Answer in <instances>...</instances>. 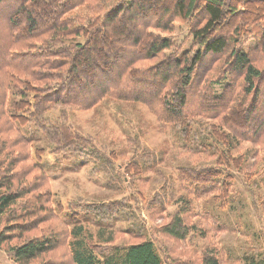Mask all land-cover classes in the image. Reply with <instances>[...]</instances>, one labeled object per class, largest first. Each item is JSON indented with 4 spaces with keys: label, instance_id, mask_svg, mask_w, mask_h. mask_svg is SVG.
<instances>
[{
    "label": "rangeland",
    "instance_id": "374dc122",
    "mask_svg": "<svg viewBox=\"0 0 264 264\" xmlns=\"http://www.w3.org/2000/svg\"><path fill=\"white\" fill-rule=\"evenodd\" d=\"M90 1L94 2L89 7L75 10L85 21H99L105 12L128 0ZM176 1L149 2L154 9L150 19L155 21L166 11L163 21L169 30L149 29L148 33L169 40L171 47L139 64L148 72L163 58L179 59L183 53L199 49L191 32L207 20L204 1L196 0L183 15L175 11ZM221 3L224 18L211 36L226 35L230 45L222 55H206L196 67L194 83L186 93L187 107L199 111L184 115L178 127L166 118H157L142 103L111 98L88 109L57 107L48 114V124L40 121L34 125L28 114L19 111L20 120L12 125L15 132L0 116V178L6 175L10 191L21 194L0 220V264H16L11 247L41 236H55L59 243L27 264H72L68 244L72 230L78 227L85 243L103 256L116 247L147 240L153 242L163 264H203L209 255L219 264H245L246 258L264 260V132L260 127L264 74L256 81L260 91L249 124L224 125L223 115L230 110L221 114L224 109L214 108L219 104L238 110L241 116L250 113L252 96L243 95L242 77L225 70L231 61L230 50L236 47L264 71V0ZM11 7L5 2L0 5V25H7L9 18L13 21L10 14L15 9ZM15 19L19 22L23 17ZM22 45L17 51L25 50ZM104 45L107 48L109 41ZM108 52L116 54L117 49ZM151 75L146 76L148 85L160 80ZM218 78L220 84L215 82ZM226 84L235 90L223 92ZM5 86L6 80L0 78V94ZM19 88L25 101L32 100L33 92L25 90L23 83ZM76 91L87 94L82 86ZM136 92L148 95L151 88H137ZM199 97L208 99L211 112L199 106ZM55 132L65 141L80 138L82 147L84 141L90 142L88 150L95 148L97 154L81 147L77 150L73 147L77 140L68 146L53 143ZM233 133L239 138L248 134L252 143ZM129 164L141 168L127 170ZM189 170L205 174L195 177ZM190 175L200 183L193 182ZM223 180L227 186L222 188ZM175 216L187 227L183 239L163 231Z\"/></svg>",
    "mask_w": 264,
    "mask_h": 264
},
{
    "label": "trees",
    "instance_id": "16d2710c",
    "mask_svg": "<svg viewBox=\"0 0 264 264\" xmlns=\"http://www.w3.org/2000/svg\"><path fill=\"white\" fill-rule=\"evenodd\" d=\"M12 1L0 0V5L5 2L15 9L10 14L11 17L14 16L13 21L9 18L7 25H0V78L6 80L5 92L0 94V116L12 132V125L20 120L16 115L19 111L28 114L29 121L34 125H38L40 121L48 124V114L57 107L69 110L88 109L99 104L104 98L142 103L157 118H166L168 123L178 127L185 118L184 115H189L190 111H193V114L199 111L187 107L189 98L186 93L187 88L194 83L196 67L201 65L203 58L208 54H224L229 44L226 35L211 36L224 18L221 0H203L207 20L191 32L192 39L199 45V49L185 52L179 59L173 56L163 58L160 64L152 66L153 69L148 72L139 64L159 57L171 47L169 40L148 33L149 29L169 30L167 23L163 21L166 11L157 20L150 19L154 10L149 5L150 0H128L118 4L105 12L99 21H85L75 12L76 9L89 7L94 2L90 0ZM195 3L196 0H177L175 11L183 15ZM250 10L254 11L253 8ZM6 15L8 17V12ZM20 15L23 20L17 22L15 18ZM160 26L166 27L161 29ZM105 41H109L107 48ZM20 44H23L24 51H17ZM113 48L117 49L116 54L108 52ZM229 58L231 61H228V69L225 72L237 73L242 77V84L245 85L242 88L243 95L252 96L253 102L247 111L253 112L254 100L258 98L260 91L256 81L263 79L264 71L250 62L248 54L241 48L232 47ZM150 73L152 75L149 77L158 79L159 76L160 80L148 85L146 76ZM175 76L181 81L177 82L176 79L173 83L171 78ZM220 80L218 78L215 82L220 84ZM22 83L25 90L33 92L32 100H24L26 97L19 88ZM30 84L32 86H29ZM168 84H171L172 88L168 89ZM81 86L86 95L76 91ZM148 86L151 88L148 95L136 92L137 88ZM224 88L222 91L226 93L235 90L231 84H226ZM214 100L217 101L216 98ZM207 101L208 99L199 97V106L206 109V113L211 112L207 108ZM230 102L235 103L234 95ZM27 107L30 109L27 110ZM214 108L224 109L221 114L227 109L230 110L229 114L223 115L224 125H232L234 122L247 125L252 121V112L242 113L241 116L236 113L238 110L225 108L224 105L216 104ZM262 121L261 133L264 132V117ZM44 129L42 126V130ZM184 130H188V125L184 126ZM53 135V143L68 146L69 142L77 140L73 146L77 150L81 147L86 153L97 154L95 148L88 150V141H84L82 147L80 138L65 141L60 133L55 132ZM238 139L246 142L251 140L248 134ZM139 168L141 167L138 164H133L132 167L129 164L126 167L127 170L136 172ZM191 173L195 177L205 174L193 171ZM5 177L6 175H3L0 178V220L21 198V194L10 191V180ZM191 178L193 182L200 183L198 179L192 176ZM203 180L202 182L209 183ZM225 186L227 183L223 180L222 188ZM224 196L226 199L228 192ZM186 228L182 220L175 216L163 231L168 236L183 239ZM71 237L68 247L72 264H163L151 241L144 240L127 247H116L111 254L103 256L85 243L81 227L72 230ZM58 243L59 240L55 236H41L11 247L10 253L16 264H27L54 250ZM203 264H219V261L209 255L204 258ZM245 264H264V260L246 258Z\"/></svg>",
    "mask_w": 264,
    "mask_h": 264
}]
</instances>
